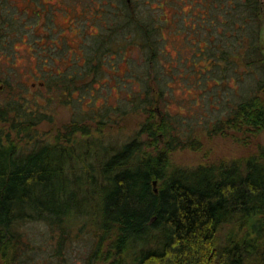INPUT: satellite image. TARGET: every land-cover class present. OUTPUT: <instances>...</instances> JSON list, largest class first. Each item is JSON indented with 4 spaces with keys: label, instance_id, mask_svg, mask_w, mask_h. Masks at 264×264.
Masks as SVG:
<instances>
[{
    "label": "trees",
    "instance_id": "obj_1",
    "mask_svg": "<svg viewBox=\"0 0 264 264\" xmlns=\"http://www.w3.org/2000/svg\"><path fill=\"white\" fill-rule=\"evenodd\" d=\"M133 2L91 0L98 14L92 13L87 25L97 24L98 32L89 33L85 63L77 62L78 71L60 77L54 76L60 73L47 72L48 60L38 59L36 71L30 74L36 80L41 78L40 85L31 90L48 92L47 103L64 97L67 103L76 100L80 104L86 96H73L74 91L80 92L78 82L125 55L128 45L139 46L142 41L149 52L146 37L153 22L136 24ZM11 3L0 0V54L22 39L25 31L36 33V20L41 18L43 6L34 11V24L26 26L24 20L10 15ZM92 5L84 1L83 12L92 10ZM248 5L256 16L258 4L249 0ZM252 29L254 37L245 41V56L253 59L259 49L256 24ZM45 39L50 40L48 47L56 45L49 36ZM223 39L233 45L228 41L230 36ZM42 41L34 34V53L42 54L48 48ZM121 41L125 43L122 49ZM228 44V49L213 47V58L220 53L217 61H228L234 53ZM200 53L196 58L205 52ZM156 54L154 50L144 71L129 69L118 77V89L121 86L128 94L118 108L106 107L86 117L97 122L95 129L84 123L85 116H77L50 140L38 136L40 124L51 119L38 100L43 94L29 99L23 95L29 86L0 78V92L8 94L0 98V264H15L21 245L27 242L26 248L30 246L29 236L20 228L31 220L45 222L53 236L56 233L58 257L73 248L70 241L77 229L89 251L87 264H264V147L244 161L191 169L174 166L173 152L198 149L202 142L190 125L178 131L182 122L166 112L165 107L172 103L166 98L173 91L170 81L176 77L172 73L166 77L164 68L157 65ZM209 66L208 71L216 67L213 63ZM149 67L154 69V82ZM250 78L252 88L247 96L222 114L210 133L227 136L250 132L259 136L264 132V73ZM223 79L215 72H202L197 85L200 88L202 83L214 82L210 87L214 88L226 84ZM113 112L117 116L132 112L145 116L139 132L115 149L92 134L116 122ZM5 126L9 127L7 134ZM85 136H90L89 142H84ZM63 258L68 259L67 253Z\"/></svg>",
    "mask_w": 264,
    "mask_h": 264
},
{
    "label": "rangeland",
    "instance_id": "obj_2",
    "mask_svg": "<svg viewBox=\"0 0 264 264\" xmlns=\"http://www.w3.org/2000/svg\"><path fill=\"white\" fill-rule=\"evenodd\" d=\"M36 1L39 6L35 0H31L37 8L35 5H30L29 0H12L11 5L14 6H10L13 11L10 15L18 18L19 21L24 20L26 26L34 24L35 10H41V18L36 20L38 21L35 26L36 33L27 30L22 39L15 40L16 42L10 48L3 49L0 54V78L7 77L13 83L29 86V89L23 93L29 99H33L37 94L44 95L37 97L45 105L44 111L51 115V119L40 124L39 138L43 140L54 138L59 131H65L64 127L72 123L77 116L80 118L85 116L84 123L93 125L95 129L97 122L86 117L95 116L106 107L118 108V105H122L128 93H126L127 89L125 91L121 86L118 89V77L125 75L129 69L144 71L147 60H153L155 50L157 65L164 68L166 77L171 73L176 77L173 82L170 81L173 91H169L166 98H171L172 103L169 107H165L166 112L183 123L178 125L180 129L178 131H184L187 125H190L194 129V136L202 142V147L198 149L179 148L173 152L174 166L191 169L200 165L244 161L264 147V132L259 136L250 132H234L227 136L210 133L214 122L222 114L229 112V108L235 107L240 98L247 96V90L252 88L251 83L254 78L250 77L261 76L264 73V0H255L258 4L256 16L252 15V7L248 5L249 0H134L132 15L135 23L142 25L149 21L153 22L152 30L146 37L150 51L147 52L141 45L142 41L139 46L128 45L125 55L117 56L115 60H111V65L104 66L98 74L92 73L86 80L78 82L80 92L74 91L73 96L76 98L86 96L84 103L80 104L76 100L67 103L64 97L47 103L48 92L31 90L32 86L40 85L41 78L36 80L30 72L36 71L38 59L48 60L47 72L60 73L54 75L60 77L77 70V62L81 65L85 63L91 38L89 33L98 32L97 24L89 22L87 25L91 14H98L93 11L95 5H92L91 0ZM84 1L92 5L90 8L92 10L83 12ZM41 6L43 7L39 10ZM142 14L145 15L142 17ZM255 24L257 26L255 30L258 32L257 47L260 50L258 49V53L256 52L252 59L250 56H245L248 53L245 41L253 40L252 28ZM131 31L134 32L133 29ZM84 33L87 35L84 36ZM34 34L40 36L43 46L50 45V40L45 39L47 36L53 39L56 45L51 44L52 50L50 46L42 54L34 53L31 46ZM229 36L228 41H231L233 45L226 43L223 39ZM128 40L131 41V37ZM227 44L233 46L229 49L230 53L234 52L229 60L217 61L220 53L215 54L216 57L213 58V47L219 46L218 48L223 49L227 48ZM119 47L122 49L125 43L121 41ZM201 50L205 53L196 58L197 53L202 54ZM229 61L231 63H228ZM210 63L216 66L212 71L207 70L210 68ZM253 64L255 65L251 67ZM149 69L154 82V69L152 67ZM202 72L205 75H211L212 72H215L217 76L222 75L225 77L223 80L226 84L210 88L214 82L206 86L202 83L199 88L197 81L200 82L198 79ZM186 78L187 81H185ZM2 87L0 85V89ZM128 91L131 90L128 89ZM204 91L205 93L200 96V93ZM218 92L222 95H217ZM7 95L0 92V98H6ZM26 103L27 100L24 101V104ZM112 115L117 119L116 122L109 123L103 131H94L92 134L100 139L99 142L115 149L139 132L145 116L134 112L125 116H117V112H113ZM2 127L3 125L0 124V129ZM4 132L9 133L8 126H5ZM78 137L81 135L79 134ZM88 138L90 136H85L84 142H89ZM142 138L145 139V135ZM20 229L24 235L29 236L28 243L31 244L27 248L25 246L27 242L21 245L17 253L20 257L15 264H87L89 251L85 240L79 234L80 238L76 239L79 233L77 229L70 241L73 248L65 251L63 255L64 257L67 253L68 259L56 255L55 247L58 237L56 233L53 236L45 222L31 220ZM1 258L0 252V262Z\"/></svg>",
    "mask_w": 264,
    "mask_h": 264
},
{
    "label": "water",
    "instance_id": "obj_3",
    "mask_svg": "<svg viewBox=\"0 0 264 264\" xmlns=\"http://www.w3.org/2000/svg\"><path fill=\"white\" fill-rule=\"evenodd\" d=\"M157 183L155 182V185H156Z\"/></svg>",
    "mask_w": 264,
    "mask_h": 264
}]
</instances>
